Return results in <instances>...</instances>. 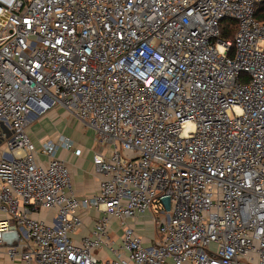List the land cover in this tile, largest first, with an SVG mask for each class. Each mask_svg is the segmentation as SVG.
<instances>
[{"label": "built area", "instance_id": "2783aa9c", "mask_svg": "<svg viewBox=\"0 0 264 264\" xmlns=\"http://www.w3.org/2000/svg\"><path fill=\"white\" fill-rule=\"evenodd\" d=\"M263 3L0 0V262L264 264ZM58 107L100 143L93 194L29 137L28 116ZM146 213L151 246L129 223Z\"/></svg>", "mask_w": 264, "mask_h": 264}, {"label": "crops", "instance_id": "0c3cea01", "mask_svg": "<svg viewBox=\"0 0 264 264\" xmlns=\"http://www.w3.org/2000/svg\"><path fill=\"white\" fill-rule=\"evenodd\" d=\"M60 111H56L55 109L50 111L47 115L41 116L40 118H44L43 122H35L33 125V130L29 128L31 120L37 118V116L30 115L27 118V129L28 134L30 136L31 141L37 146L40 147L41 144L46 140H52L50 137L52 134H56V137L59 136V141L57 143V152L56 156L62 160H64L71 172L73 187L76 194L79 197H84L86 195L93 194L97 191L99 185V176L94 173L93 168V156L97 150H84L81 154L79 152L77 154L74 153L73 150L64 146L62 141L64 138H69L72 142L74 140L71 137H67L63 133H60L59 130L56 128L62 119L59 117ZM69 117V115H68ZM67 117V118H68ZM76 120V119H74ZM47 121V123H45ZM81 123V122H80ZM83 125V123H81ZM53 141V140H52ZM2 145V142H0ZM76 146L79 145L76 143ZM101 149V148H100ZM40 159L46 160L44 155H40ZM45 214H35L36 217H43ZM100 216V213L91 210L86 212L83 215L84 224L83 227L74 235V239L79 241L81 237L86 234H89L94 226L96 219ZM129 223L137 230L140 234L143 243L146 246H151L156 242L158 237L157 228L155 223L152 219L150 213H146L140 215L134 219H130ZM110 235L111 238L119 244L120 237L122 234V228L120 227L118 221L112 220L110 226ZM98 256L101 258H111V254L108 250L102 249L97 251ZM0 264H24L19 261H10L7 258H2ZM30 264H38L37 262H32Z\"/></svg>", "mask_w": 264, "mask_h": 264}, {"label": "rangeland", "instance_id": "374dc122", "mask_svg": "<svg viewBox=\"0 0 264 264\" xmlns=\"http://www.w3.org/2000/svg\"><path fill=\"white\" fill-rule=\"evenodd\" d=\"M55 110L60 111L59 117L62 119V122H60L56 128L59 130L60 133H63L67 137H71L74 140V143H77L79 145V154H81L86 149L91 151L97 149L101 150L100 143L96 140V135L93 129L89 128L88 126H85L84 124L82 125L78 119L72 117L71 114H69L63 108L58 107L55 108ZM48 113L49 112L43 114L42 116L47 115ZM40 117L37 116V118L31 120L29 126L30 129L32 128L31 130H33V124L35 122H43L42 120H44V118ZM45 123H47V121H45ZM50 138L55 143L59 141V136L56 137V134H52ZM5 149L6 148L4 144L0 145V158L2 157V154Z\"/></svg>", "mask_w": 264, "mask_h": 264}, {"label": "trees", "instance_id": "16d2710c", "mask_svg": "<svg viewBox=\"0 0 264 264\" xmlns=\"http://www.w3.org/2000/svg\"><path fill=\"white\" fill-rule=\"evenodd\" d=\"M256 15L258 19L264 20V3L258 6ZM223 25L224 31L222 37L224 39H232L236 32L237 23L233 20H224Z\"/></svg>", "mask_w": 264, "mask_h": 264}]
</instances>
